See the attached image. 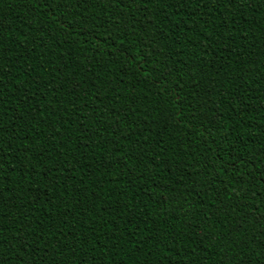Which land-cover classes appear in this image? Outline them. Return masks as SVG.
<instances>
[{"label":"trees","instance_id":"obj_1","mask_svg":"<svg viewBox=\"0 0 264 264\" xmlns=\"http://www.w3.org/2000/svg\"><path fill=\"white\" fill-rule=\"evenodd\" d=\"M0 40V264H264V0H0Z\"/></svg>","mask_w":264,"mask_h":264},{"label":"snow or ice","instance_id":"obj_2","mask_svg":"<svg viewBox=\"0 0 264 264\" xmlns=\"http://www.w3.org/2000/svg\"><path fill=\"white\" fill-rule=\"evenodd\" d=\"M43 2L46 5H50L52 3H55L57 5V8H59L61 6L70 7V6L74 5V4L75 5H79L81 3H84L85 0H43ZM133 2H134V0H133ZM195 2H199V0H174V3H175V5L177 7L182 6L184 4L195 3ZM223 2L225 4H227V3H236L237 0H223ZM55 14L56 13L53 11L52 12V15L55 16ZM85 23H87V21H85ZM222 23H224V22H222ZM3 55H4L3 41L0 40V124H2L4 115H5V112H4V102H5V100H4V85L6 83V77L11 75V73L6 72L5 68L2 66V64H3ZM18 62L19 61H16V63H18ZM8 63L11 64L13 62L12 61H9ZM21 83H23V81H21ZM75 87H77V86H74V88ZM181 91H182V89H181ZM24 99H29V97L24 96ZM93 99H95V97H93ZM50 115H55V113H50ZM32 119H36V117L33 116ZM9 126L11 127L12 125H9ZM44 131H46V129H42L40 132H38L37 133V136H42L43 133H44ZM52 131L55 132V126H53ZM8 147L11 148L12 145H9ZM28 150L29 149H28L27 146L23 149V151H28ZM3 152H4V144H3V140L0 139V169L3 168V161H4ZM40 155H41V153L38 152L36 154V157L35 158L39 159V156ZM75 167L76 166L73 165L71 167V169H69V171L74 172L75 171ZM56 171H59V169H56ZM2 191H3L2 186H0V196H2ZM2 211H3V205L0 204V213H2ZM105 211H106V209H105ZM260 219L261 220H264V215H262L260 217ZM127 223L131 224V223H133V220L132 219H129L127 221ZM89 232L90 233H93L94 230L93 229H89ZM60 235L63 236L67 240L68 233L61 232ZM110 239H115V238L114 237H110ZM136 242L139 243V241H136ZM21 246H24L23 243L21 244ZM93 247H95V246H93ZM233 259H235V257H233ZM241 264H242V262H241Z\"/></svg>","mask_w":264,"mask_h":264}]
</instances>
